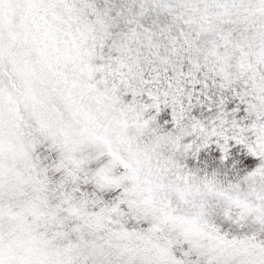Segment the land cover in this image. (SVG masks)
<instances>
[{"label":"snow or ice","instance_id":"6c2138e0","mask_svg":"<svg viewBox=\"0 0 264 264\" xmlns=\"http://www.w3.org/2000/svg\"><path fill=\"white\" fill-rule=\"evenodd\" d=\"M0 264H264V0H0Z\"/></svg>","mask_w":264,"mask_h":264}]
</instances>
